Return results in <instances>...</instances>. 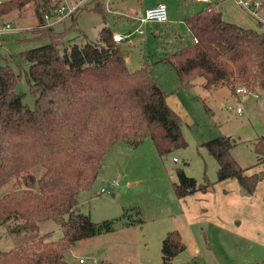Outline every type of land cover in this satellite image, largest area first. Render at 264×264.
Listing matches in <instances>:
<instances>
[{
    "label": "trees",
    "instance_id": "16d2710c",
    "mask_svg": "<svg viewBox=\"0 0 264 264\" xmlns=\"http://www.w3.org/2000/svg\"><path fill=\"white\" fill-rule=\"evenodd\" d=\"M58 1L0 0V25L11 11L32 8L37 18L33 37L48 38L18 54L28 66L33 106L16 90L21 72L10 63H0V230L26 235L24 241L0 248V264H67L65 252L78 240L144 223L142 216H128L127 208L119 216L93 220L80 209L79 195L92 186L104 154L120 141L136 147L151 137L160 155L187 144L182 115L169 103L150 63L130 68L127 52L107 24L95 39L86 37L80 43L66 38L68 28L46 25L44 13ZM88 6L105 19L100 0ZM82 10L70 15L69 28H76ZM185 22L194 41L161 59L176 70L180 87L202 76L206 88L227 85L236 92L243 86L264 95V24L246 27L229 21L218 2L205 3ZM237 143L231 134L203 141L218 161L216 179L205 176L201 181L177 167L175 194L208 191L230 177L238 179L245 194H253L264 169L248 173L254 164L245 165L233 153ZM254 147L256 163H264V135L256 138ZM48 223L61 229L58 238H50ZM186 247L178 229L167 231L163 263L174 264Z\"/></svg>",
    "mask_w": 264,
    "mask_h": 264
},
{
    "label": "rangeland",
    "instance_id": "374dc122",
    "mask_svg": "<svg viewBox=\"0 0 264 264\" xmlns=\"http://www.w3.org/2000/svg\"><path fill=\"white\" fill-rule=\"evenodd\" d=\"M123 1L130 9L143 8L154 2V0ZM162 1L168 5L170 23L146 21L142 25L144 33L134 32L139 22L128 20L130 18L125 16H133V12V15L130 11L126 14L117 9L121 15L106 12L104 19L103 14L91 9V6L83 7L79 12L74 24L76 28H69L73 24L70 16L64 22L52 25L55 30L68 28L66 38L78 43L83 42L86 37L95 39L104 24L121 33L133 31L120 42L131 57L128 66L134 69L144 62H149L153 67L152 73L164 85L171 102L177 100L178 105L182 104V129L187 141L185 146L177 147L166 155H160L151 137H147L136 147L120 141L104 154L102 167L92 186L79 195L80 209L89 213L96 221L119 216L124 208H127L128 216L131 218L142 216L145 222L158 219L170 221L182 210L180 199L173 188L177 167H183L189 175L201 181L205 176L211 180L216 179L218 161L202 142L219 134H231L238 140L233 153L242 163L248 165L257 162L254 141L259 135H264L263 93L258 97L251 94L246 101L243 100L244 112L238 114L229 109L228 105L232 102L220 99L214 106L209 107L193 88L179 87L174 68L160 59L168 52L194 41L193 33L185 24L184 17L190 13V8L197 9L196 7L202 4L196 0ZM22 11L14 10L4 15L5 22L12 24L15 29L0 34V63H10L16 71L21 72L16 90L22 91L23 101L33 106L35 93L30 88L25 72L28 66L18 54L26 48L47 42L48 38L33 37L36 34L34 27L37 25V18L32 8ZM224 118L230 121L239 120L240 124L225 130L220 124V120H225ZM112 179H117L118 185L109 192L100 193L101 187L107 186ZM138 209L141 211L138 212ZM226 223L229 224L228 221ZM202 225L197 223V227H193V238L187 242L186 249L174 258V264H264L262 239L242 237L228 226L220 227L209 221H203ZM46 226L52 228L51 239H56L62 234L61 229L52 226V223ZM119 228L120 226L117 227ZM25 239L26 235H10L0 230V248H9L13 243ZM140 243L143 244L144 239ZM76 247L83 250L73 253L70 250L72 247L68 249L65 252L67 264H94L92 259L97 258V253L103 248L101 244L100 246L78 244ZM112 252L113 247H109L99 258L107 259L109 264H118V260L126 263V260H122V252L117 251V255ZM80 257L84 258L85 262L80 263L78 261ZM152 257L147 264H164L161 247L156 253H152ZM99 258L95 264H108Z\"/></svg>",
    "mask_w": 264,
    "mask_h": 264
},
{
    "label": "crops",
    "instance_id": "0c3cea01",
    "mask_svg": "<svg viewBox=\"0 0 264 264\" xmlns=\"http://www.w3.org/2000/svg\"><path fill=\"white\" fill-rule=\"evenodd\" d=\"M122 1L119 0L116 2L114 7L120 11H124L126 14L129 13V11L131 13L133 12L134 15L142 13L147 7L158 2V0H154L153 3L146 5L143 8L136 7L134 9H130V7L125 5V1ZM201 4L202 5H199V7H196L197 9H193L194 7L192 9L190 8L189 12L193 13L195 10L197 11L198 8L200 9L205 3L201 2ZM218 8L222 11L225 19L236 22L240 25L246 27H257L260 23L254 19L246 9L239 6L234 0L220 1L218 2ZM125 16L129 17L127 15ZM65 19L60 22H64ZM128 20L132 21L131 18ZM170 21L171 20L169 19L167 22L170 23ZM60 22L53 23L52 25H56ZM101 23L104 24L103 22ZM187 27L190 30L188 25ZM112 30L113 32H120L117 29ZM190 32L192 33L191 30ZM126 60L127 63L131 60V57L128 53L126 55ZM150 66L153 70L151 64ZM203 82L204 78L200 76L195 79L192 85L181 88H193L199 97L202 98L204 103L209 107H212V105L214 106L215 103L220 99H223V101L225 100V102L228 103L232 102L234 104H242V101H246L251 95L249 93L244 95L236 94V92L232 91V89L227 85L220 86L218 88H206L203 86ZM178 86L180 87L179 80ZM256 92H259L260 94L262 93L260 90H257ZM170 98V95H168L167 99L171 106L182 115V104L178 105L177 100L172 103ZM224 119L225 120H220V124L225 130H230L240 124L239 120L230 121L226 118ZM176 158L177 157H175V159ZM262 169H264V163H255L250 169H248L247 172L253 173ZM179 199L182 210L179 214L174 215L170 221L158 219L142 224L120 226L119 229L113 231L80 239L75 245L71 246L72 248L70 247L71 249H69L75 253L78 250H83V248L76 247L78 244L86 246H100L101 244L103 248L99 253H97V258L102 256L103 252H105L107 248L113 247L112 253L117 255L116 252L120 251L123 253L122 260H126V263L118 260V264H147L150 262V258H153L152 253H156L157 249L160 247L162 248V241L167 231L178 229L187 245V242L191 241L193 238V227H197V223H200V226H203V221H209L220 227L228 226L231 228V230H235L237 235H241L242 237L245 236L248 238H258L264 241V178L258 183L253 194H245L241 189L238 179L235 177H230L221 181H217L214 185V188L211 190L198 191L193 194H188L184 197H179ZM226 221H228L229 224H227ZM244 222L246 223L245 225ZM142 239H144L143 244L140 243ZM104 241H106V243L103 244ZM18 242L13 243V245L17 244ZM195 244H197V242H195ZM179 254L180 253H178L176 256L178 257ZM97 258L93 259L98 261ZM110 259L115 260L113 258ZM100 260H104L102 262H107L109 264L107 259Z\"/></svg>",
    "mask_w": 264,
    "mask_h": 264
},
{
    "label": "built area",
    "instance_id": "2783aa9c",
    "mask_svg": "<svg viewBox=\"0 0 264 264\" xmlns=\"http://www.w3.org/2000/svg\"><path fill=\"white\" fill-rule=\"evenodd\" d=\"M119 0H100L104 10L106 12H112L121 14L114 7V4ZM199 2L209 3V2H220L223 0H196ZM239 6L243 7L248 11V13L257 21L264 24V0H234ZM92 0H59L56 4L52 5L43 15L44 23L46 25H51L56 22H60L63 19L69 17L75 11L88 6ZM129 16V15H127ZM132 20L138 21L139 26L135 28L134 32L144 33L142 27L143 23L146 21H156V22H167L169 20V9L165 1H158L156 4L147 7L142 13L129 16ZM15 29L12 24L6 22L0 25V34ZM133 31L127 33L113 32L112 37L115 41H121L128 37ZM255 94L259 96V92H249L245 87L238 86L236 88V94ZM230 110L236 111L238 114L244 112L243 105L238 103H230L228 105ZM116 185H118L117 179H112L107 186L101 187L100 193L111 191ZM84 258L80 257L79 262H84ZM96 263V260H92Z\"/></svg>",
    "mask_w": 264,
    "mask_h": 264
},
{
    "label": "water",
    "instance_id": "95a60500",
    "mask_svg": "<svg viewBox=\"0 0 264 264\" xmlns=\"http://www.w3.org/2000/svg\"><path fill=\"white\" fill-rule=\"evenodd\" d=\"M204 179H202V181H203Z\"/></svg>",
    "mask_w": 264,
    "mask_h": 264
}]
</instances>
